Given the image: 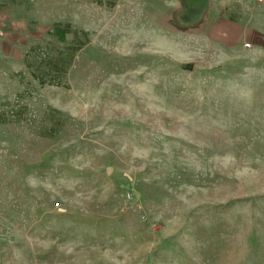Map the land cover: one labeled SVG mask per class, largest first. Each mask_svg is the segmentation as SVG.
Masks as SVG:
<instances>
[{
	"label": "rangeland",
	"instance_id": "rangeland-1",
	"mask_svg": "<svg viewBox=\"0 0 264 264\" xmlns=\"http://www.w3.org/2000/svg\"><path fill=\"white\" fill-rule=\"evenodd\" d=\"M160 3L0 62V264H264V61Z\"/></svg>",
	"mask_w": 264,
	"mask_h": 264
},
{
	"label": "crops",
	"instance_id": "crops-1",
	"mask_svg": "<svg viewBox=\"0 0 264 264\" xmlns=\"http://www.w3.org/2000/svg\"><path fill=\"white\" fill-rule=\"evenodd\" d=\"M75 1L0 0V62H22L25 48L42 45V32L57 23L60 8L74 14L78 11ZM119 1L126 7H134L136 2ZM159 6L168 14L164 24H171L169 16L179 10V0H163ZM201 23L208 24L207 34L218 45L264 61V0H209Z\"/></svg>",
	"mask_w": 264,
	"mask_h": 264
},
{
	"label": "water",
	"instance_id": "water-1",
	"mask_svg": "<svg viewBox=\"0 0 264 264\" xmlns=\"http://www.w3.org/2000/svg\"><path fill=\"white\" fill-rule=\"evenodd\" d=\"M179 3L180 9L175 13L176 21L182 26L193 27L202 22L209 0H179ZM187 12L192 13L187 15Z\"/></svg>",
	"mask_w": 264,
	"mask_h": 264
},
{
	"label": "built area",
	"instance_id": "built-area-1",
	"mask_svg": "<svg viewBox=\"0 0 264 264\" xmlns=\"http://www.w3.org/2000/svg\"><path fill=\"white\" fill-rule=\"evenodd\" d=\"M250 45L249 44H244V47L248 48Z\"/></svg>",
	"mask_w": 264,
	"mask_h": 264
},
{
	"label": "flooded vegetation",
	"instance_id": "flooded-vegetation-1",
	"mask_svg": "<svg viewBox=\"0 0 264 264\" xmlns=\"http://www.w3.org/2000/svg\"><path fill=\"white\" fill-rule=\"evenodd\" d=\"M191 13H192V12H187V15H188V14H191ZM194 14H195V13H194Z\"/></svg>",
	"mask_w": 264,
	"mask_h": 264
}]
</instances>
